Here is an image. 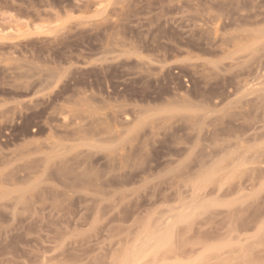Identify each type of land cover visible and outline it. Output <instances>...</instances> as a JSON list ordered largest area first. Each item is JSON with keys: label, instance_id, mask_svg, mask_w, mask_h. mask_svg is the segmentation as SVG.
Wrapping results in <instances>:
<instances>
[{"label": "rangeland", "instance_id": "1", "mask_svg": "<svg viewBox=\"0 0 264 264\" xmlns=\"http://www.w3.org/2000/svg\"><path fill=\"white\" fill-rule=\"evenodd\" d=\"M0 264H264V0H0Z\"/></svg>", "mask_w": 264, "mask_h": 264}, {"label": "bare ground", "instance_id": "2", "mask_svg": "<svg viewBox=\"0 0 264 264\" xmlns=\"http://www.w3.org/2000/svg\"><path fill=\"white\" fill-rule=\"evenodd\" d=\"M78 164V163H77ZM74 165V164H73Z\"/></svg>", "mask_w": 264, "mask_h": 264}]
</instances>
